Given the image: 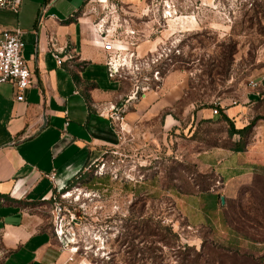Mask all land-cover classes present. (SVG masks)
I'll list each match as a JSON object with an SVG mask.
<instances>
[{
    "label": "rangeland",
    "instance_id": "374dc122",
    "mask_svg": "<svg viewBox=\"0 0 264 264\" xmlns=\"http://www.w3.org/2000/svg\"><path fill=\"white\" fill-rule=\"evenodd\" d=\"M116 12L138 62L125 66L128 90L138 98L175 76L179 125L107 150L38 205L52 226L64 217L65 264H264V90L253 98L252 84L264 78V0H134ZM234 104L250 128L231 135L221 108ZM208 108L216 120L197 114Z\"/></svg>",
    "mask_w": 264,
    "mask_h": 264
},
{
    "label": "crops",
    "instance_id": "0c3cea01",
    "mask_svg": "<svg viewBox=\"0 0 264 264\" xmlns=\"http://www.w3.org/2000/svg\"><path fill=\"white\" fill-rule=\"evenodd\" d=\"M17 1V8L0 5V41L6 30L20 31L32 84L24 100H18L16 85L0 81L2 264H65L73 254L68 235L65 231L59 238L55 225L37 211L38 205L132 136L138 134L143 146L155 141L158 131L176 128L179 121L173 106L183 88L171 76L166 85L162 81L137 98L128 90L123 73L109 75V59L133 47L131 39H122L116 6H129L134 0ZM101 24L106 29L104 39ZM147 47L141 43L139 53ZM255 86L253 98L264 90V78ZM112 106L123 114L122 121L112 117ZM222 108L242 126L246 106ZM161 114V126L153 128L150 123ZM197 114L217 119L210 108ZM224 156H200V170L222 163Z\"/></svg>",
    "mask_w": 264,
    "mask_h": 264
},
{
    "label": "built area",
    "instance_id": "2783aa9c",
    "mask_svg": "<svg viewBox=\"0 0 264 264\" xmlns=\"http://www.w3.org/2000/svg\"><path fill=\"white\" fill-rule=\"evenodd\" d=\"M1 6H8L17 8V0H0ZM101 37L105 38L103 31L106 29L101 24ZM133 30H130L129 34H134ZM23 40L20 35V31H10L6 30L3 32V38L0 41V81L10 80L12 81L18 89V100H24L26 90L32 84V72L23 56ZM105 47L107 49H112L111 43H106ZM129 50V49H128ZM124 53L118 52L115 57L110 58L108 61L109 66V75L111 77L121 75L125 71V66L127 63H130L131 66H138L137 59L135 57V52L130 50ZM58 62L61 63L62 60L56 55ZM141 64V63H140ZM159 71L156 72V78L160 80L158 76ZM253 85H257V82H252ZM147 88H144V90ZM138 92V91H137ZM135 93V95L137 94ZM112 117L116 120L122 121L124 116L116 106H112ZM213 113H219L218 108L213 109ZM64 217L58 216V219L55 224L56 234L61 238L65 234L64 228ZM72 253H75L73 250Z\"/></svg>",
    "mask_w": 264,
    "mask_h": 264
},
{
    "label": "trees",
    "instance_id": "16d2710c",
    "mask_svg": "<svg viewBox=\"0 0 264 264\" xmlns=\"http://www.w3.org/2000/svg\"><path fill=\"white\" fill-rule=\"evenodd\" d=\"M88 97V96H87ZM221 110H222V113H223V115H224V118H225V120L226 121H228L229 122V124H230V134L231 135H234V134H241V133H243V132H245V131H247L249 128H250V126L249 125H242V126H238L237 124H236V121H235V119L234 118H232V117H230L228 114H226L225 112H223V108H221ZM205 120H211V119H205ZM236 151H242V148H240V147H237L236 148ZM80 174V173H79ZM78 174V175H79ZM77 176V175H76ZM76 176H74V178L76 177ZM73 180V178L69 181V183L64 187V188H62V190H65L66 188H67V186H69L70 184H71V181Z\"/></svg>",
    "mask_w": 264,
    "mask_h": 264
},
{
    "label": "water",
    "instance_id": "95a60500",
    "mask_svg": "<svg viewBox=\"0 0 264 264\" xmlns=\"http://www.w3.org/2000/svg\"><path fill=\"white\" fill-rule=\"evenodd\" d=\"M222 200H223V198H222Z\"/></svg>",
    "mask_w": 264,
    "mask_h": 264
}]
</instances>
